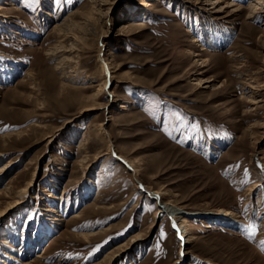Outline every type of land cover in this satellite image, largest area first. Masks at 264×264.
<instances>
[{
  "label": "rangeland",
  "instance_id": "rangeland-1",
  "mask_svg": "<svg viewBox=\"0 0 264 264\" xmlns=\"http://www.w3.org/2000/svg\"><path fill=\"white\" fill-rule=\"evenodd\" d=\"M215 1L0 0V264H264V0Z\"/></svg>",
  "mask_w": 264,
  "mask_h": 264
},
{
  "label": "bare ground",
  "instance_id": "bare-ground-1",
  "mask_svg": "<svg viewBox=\"0 0 264 264\" xmlns=\"http://www.w3.org/2000/svg\"><path fill=\"white\" fill-rule=\"evenodd\" d=\"M220 2H222V0H217V1H215V4H219ZM257 2H259V1H257ZM217 6H215V8H216ZM16 9H18V8H16ZM0 10H3V7H1L0 6ZM215 12H222V9H218V10H215ZM253 16V13H251V15H250V17H252ZM256 16V15H255ZM88 20V19H87ZM62 25V27L60 26L59 27V30H58V37H59V39H58V41L60 42V45H58V46H55V48L53 49V51L52 52H50V55H57V54H59V52H61L62 54H65V53H75L76 51H79V49H80V47H79V44L77 43L78 41V39H77V36L75 35V33H72L71 32V30L69 29V26H70V24H67V22H64V24H61ZM68 42L69 43V45H66V44H64V42ZM68 47H70L69 49H68ZM63 62V61H62ZM62 62H61V64H62ZM106 67H107V65L104 63V62H102L101 61V68H102V70H106ZM8 68V67H7ZM11 72L9 73V74H12V69L10 70ZM7 74V73H6ZM116 75V74H115ZM115 75H111V78L110 79H113V78H115ZM11 76V75H10ZM25 76H28V77H32L33 76V74H32V71L31 70H28L26 73H25ZM106 87H107V80L105 81V82H103V84H101V85H99V88H98V92H100L99 94H101V92H103V90L104 89H106ZM33 88V87H32ZM98 94V93H97ZM98 105V104H97ZM93 108H96V106H94V105H92V106H86V107H84L83 109L84 110H89V109H93ZM100 131L101 130H97V132H96V134L99 136V137H101L102 138V135H100L101 133H100ZM49 136V135H48ZM86 138L87 137H85L84 138V140H86ZM80 147L81 148H86V143L85 142H82L81 143V145H80ZM110 149V148H109ZM3 170H4V168H3ZM2 171V170H1ZM35 174V173H34ZM32 181H33V178H32V180H30L28 183H27V185L23 188L24 190H25V188L26 187H28V186H30L31 184H32ZM136 186H138V187H140V184H137ZM256 187V186H255ZM254 186H250V187H248V194L247 195H249V194H251V193H253L254 192V188H255ZM145 188V187H144ZM23 189L22 190H20V191H18V195L20 194V195H22L23 193H25V191H23ZM152 196H157L158 195V193H156V192H149ZM18 204H20L19 202H18V200L17 201H14V202H12L11 204L9 203V205L5 208V210L4 211H2V212H0V218H2L4 215H5V213L8 211V210H12L13 208H16V206H18ZM162 206H160L161 208H165L164 210H168L169 212H172L171 214H173V215H171L173 218H177V216H176V214H181V215H183V213L185 212L184 211V209L183 208H178L177 206H175V205H173V204H171V203H163V204H161ZM160 212V211H159ZM226 213H228V214H225L226 216H228V215H230L231 217H232V214L231 213H229V212H226ZM179 217H182V218H184L183 216H179ZM178 217V218H179ZM185 222V221H184ZM28 226H25V228H27ZM99 232V231H98ZM178 232L180 233V235L181 236H185V242H184V245H187V244H190V243H192L194 240H195V238H193V237H195L194 236V234L192 233V230H191V228L190 227H187L185 224H183V222H181L180 221V223H179V227H178ZM39 233H41V231H39ZM91 235V234H90ZM92 235H93V233H92ZM29 240H25V245H28L29 246V242H28ZM122 247H120L119 248V250L121 249ZM44 255H38V257H43ZM25 264H33V263H25Z\"/></svg>",
  "mask_w": 264,
  "mask_h": 264
}]
</instances>
